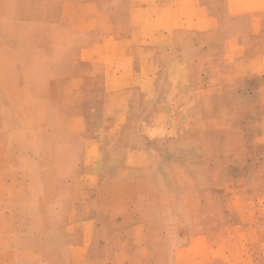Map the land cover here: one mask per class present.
Returning a JSON list of instances; mask_svg holds the SVG:
<instances>
[{
	"label": "rangeland",
	"instance_id": "obj_1",
	"mask_svg": "<svg viewBox=\"0 0 264 264\" xmlns=\"http://www.w3.org/2000/svg\"><path fill=\"white\" fill-rule=\"evenodd\" d=\"M0 264H264V0H0Z\"/></svg>",
	"mask_w": 264,
	"mask_h": 264
}]
</instances>
